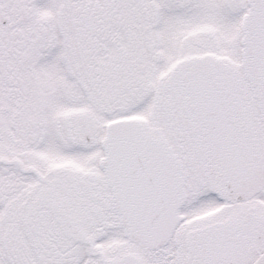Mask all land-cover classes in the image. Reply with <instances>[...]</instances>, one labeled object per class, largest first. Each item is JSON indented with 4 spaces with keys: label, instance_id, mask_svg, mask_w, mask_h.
Listing matches in <instances>:
<instances>
[{
    "label": "snow or ice",
    "instance_id": "6c2138e0",
    "mask_svg": "<svg viewBox=\"0 0 264 264\" xmlns=\"http://www.w3.org/2000/svg\"><path fill=\"white\" fill-rule=\"evenodd\" d=\"M0 264H264V0H0Z\"/></svg>",
    "mask_w": 264,
    "mask_h": 264
}]
</instances>
